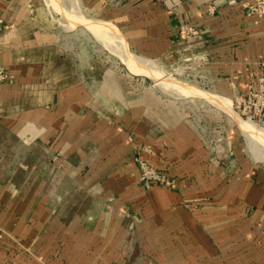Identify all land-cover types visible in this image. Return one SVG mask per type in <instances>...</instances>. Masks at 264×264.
Listing matches in <instances>:
<instances>
[{"label":"crops","instance_id":"crops-1","mask_svg":"<svg viewBox=\"0 0 264 264\" xmlns=\"http://www.w3.org/2000/svg\"><path fill=\"white\" fill-rule=\"evenodd\" d=\"M77 1L135 55L201 57L214 96L256 84L253 0ZM54 18L43 0H0V264H264L263 127L231 128L213 153L178 98L102 72ZM139 143L175 185L140 181Z\"/></svg>","mask_w":264,"mask_h":264},{"label":"rangeland","instance_id":"rangeland-1","mask_svg":"<svg viewBox=\"0 0 264 264\" xmlns=\"http://www.w3.org/2000/svg\"><path fill=\"white\" fill-rule=\"evenodd\" d=\"M43 6L45 10L52 12L54 15V24L67 26V35H70L68 38L73 49H84L85 55L89 56V59L98 62L102 72L110 69L112 73L118 76L121 74L133 76L134 90L138 91L143 85L151 86L152 88H160L165 93L166 98H178L177 101L181 102L185 107L188 117L196 123L213 153L219 152L221 154L223 149L224 151L227 150L226 144L229 141L231 128L237 134L240 131L239 124H248L251 128L254 124L256 125V123H252V121L247 119L244 121L245 118L242 119L239 114H235L237 112L234 109L233 98L219 99L218 97L217 99V96H214L213 91H211L209 85L206 83L204 74L187 70V68H183L181 63H176V60L170 62L152 60L155 63L157 72H148V74L134 67L131 64V56L135 54L127 48L123 36L118 37L120 35L118 33H116L118 36L115 34L105 36L103 33V35H100V23L109 21L95 17L89 8L81 6L77 0H43ZM113 26L115 29L117 28L114 24ZM97 29L100 30H98L100 33L96 31ZM78 30L84 33L81 36L82 41L72 36ZM116 30L119 32L118 28ZM80 42H82V45ZM76 52H80V50ZM163 82L165 84H162ZM174 87H177V89ZM183 88L189 91H185ZM230 110H233L235 115ZM256 126L252 130L256 131L259 127H263L262 129H264L263 124ZM260 131V133H264L261 129ZM257 141L264 147V144L258 138Z\"/></svg>","mask_w":264,"mask_h":264},{"label":"built area","instance_id":"built-area-1","mask_svg":"<svg viewBox=\"0 0 264 264\" xmlns=\"http://www.w3.org/2000/svg\"><path fill=\"white\" fill-rule=\"evenodd\" d=\"M235 2L231 0L230 3ZM247 16L252 18L256 23L264 25V0H253L247 5ZM1 23V22H0ZM186 37L198 33V29L192 25L183 29ZM176 63H181L183 68L187 70L204 73L201 65V57L190 55L176 59ZM261 72L257 75L256 84L250 83L245 90L237 91L234 96V109L242 118L257 124L264 125V59L259 62ZM10 76L0 67V81H5ZM135 141V137L129 138ZM139 151L135 157L140 169V181L144 184L158 183L161 185H175L176 180L170 178L164 171L160 170L156 165L142 157V152H151L152 148L149 144L139 143ZM11 264H19L12 262ZM35 264H48L43 256L36 258Z\"/></svg>","mask_w":264,"mask_h":264},{"label":"bare ground","instance_id":"bare-ground-1","mask_svg":"<svg viewBox=\"0 0 264 264\" xmlns=\"http://www.w3.org/2000/svg\"><path fill=\"white\" fill-rule=\"evenodd\" d=\"M74 1V0H73ZM88 21V20H87ZM95 22V21H94ZM95 25H96V23H95ZM95 27V26H94ZM96 28H98V27H96ZM95 28V29H96ZM114 28V29H113ZM117 29V28H116ZM115 29V27L113 26V24H111V23H109V22H102V23H100V30H101V33L99 32L100 30L99 29H97L96 31L98 32V33H100V35L103 33V34H105V36H109V35H117L116 33H118V34H120L118 37H122V35H121V33H120V31L118 32L117 30ZM99 30V31H98ZM119 30V29H118ZM97 34V33H96ZM102 34V35H103ZM115 38H117V37H115ZM122 39V38H121ZM119 40V39H118ZM123 40V39H122ZM111 43V42H110ZM114 45V44H113ZM126 46V45H125ZM131 58H132V62H131V64L134 66V67H136V68H139L140 70H142V71H145V73L147 72V74H148V72H157L156 71V69H155V63L152 61V60H150V59H148V58H144V57H141V56H138V55H133V56H131ZM151 74V73H150ZM154 74V73H153ZM162 84H165L164 82L162 83ZM183 84V83H182ZM181 84V85H182ZM184 86V85H183ZM186 86V85H185ZM175 89H177V87H174ZM184 89V88H183ZM185 90V89H184ZM188 90V89H187ZM187 90H185V91H187ZM189 91V90H188ZM196 91H198V90H196ZM189 94V93H188ZM201 94V93H200ZM215 98V97H214ZM209 99H210V97H209ZM212 99V98H211ZM217 99H218V97H217ZM220 99V98H219ZM212 101H214V100H212ZM217 101V100H216ZM222 101V100H221ZM220 101V102H221ZM224 101H226V100H224ZM213 103H215V102H213ZM224 103V102H223ZM229 103V102H228ZM216 104V103H215ZM228 109H230V108H228ZM231 111V110H230ZM233 111V110H232ZM231 111V112H232ZM233 114H234V111H233ZM236 115H237V113H235ZM234 114V115H235ZM239 117V116H238ZM242 118V117H241ZM239 119V118H238ZM243 119V118H242ZM245 121V120H244ZM239 123H240V121H238ZM241 122H243V121H241ZM253 123V122H252ZM253 125V124H252ZM258 125V124H257ZM242 128H244V129H246V130H244L245 132V134L247 135V137H249L248 135L250 134L249 132H248V130H251L252 128H256L257 126L254 124V126L251 128L248 124L246 125V124H241L240 125ZM243 130V129H242ZM252 131V130H251ZM263 131H264V129H263ZM254 133L256 132V131H253ZM261 132V131H260ZM251 135H253V133L251 132ZM255 136V135H254ZM251 137V136H250ZM250 137H249V139H250ZM259 137V136H258ZM255 139V138H254ZM260 139V138H259ZM252 140V139H251ZM249 142H250V140H249ZM252 142V141H251ZM250 142V144L252 145L253 143H251ZM255 143H258V141L256 140V142ZM259 144V143H258ZM250 145V146H251ZM260 145V144H259ZM258 145V146H259ZM255 146V145H254ZM254 146L253 147H251V149H254ZM256 152H258V151H256ZM260 153V152H259ZM258 154V153H257ZM256 154V155H257ZM255 155V156H256ZM258 156H259V154H258ZM261 156V155H260ZM264 159V158H263Z\"/></svg>","mask_w":264,"mask_h":264}]
</instances>
